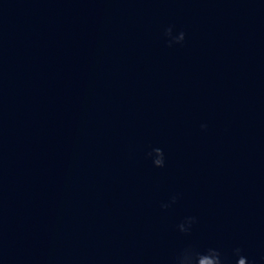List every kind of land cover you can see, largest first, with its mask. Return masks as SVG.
<instances>
[{"label":"water","instance_id":"1","mask_svg":"<svg viewBox=\"0 0 264 264\" xmlns=\"http://www.w3.org/2000/svg\"><path fill=\"white\" fill-rule=\"evenodd\" d=\"M0 264H264V0H0Z\"/></svg>","mask_w":264,"mask_h":264}]
</instances>
